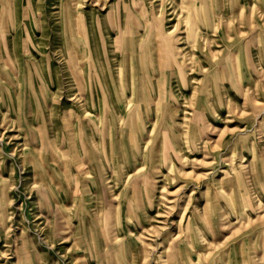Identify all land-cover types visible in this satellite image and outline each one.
<instances>
[{
    "label": "rangeland",
    "instance_id": "rangeland-1",
    "mask_svg": "<svg viewBox=\"0 0 264 264\" xmlns=\"http://www.w3.org/2000/svg\"><path fill=\"white\" fill-rule=\"evenodd\" d=\"M127 39L173 56L148 92ZM29 66L55 160L81 136L68 223L7 117ZM0 87V264H264V0H0Z\"/></svg>",
    "mask_w": 264,
    "mask_h": 264
},
{
    "label": "crops",
    "instance_id": "crops-1",
    "mask_svg": "<svg viewBox=\"0 0 264 264\" xmlns=\"http://www.w3.org/2000/svg\"><path fill=\"white\" fill-rule=\"evenodd\" d=\"M155 21H157V19H155ZM129 40L128 39L126 40L128 44V48L123 50L124 56L136 57L138 60H140L142 57L151 58L152 65L148 66V74H146V76L148 77V80L145 81V83L147 84H145V88L142 89L148 92V90L155 88L153 87V85L149 87L148 83H149L150 77L152 75L155 76L156 72H161L162 70L170 68L171 67L170 65L172 63L170 64L167 62H168V59L173 56H171V53L168 52L169 49H167V46H165L164 43H161L162 41L160 40L154 39L155 43L153 42L154 44L152 45L150 50L146 48L145 50H143V47H142L141 51L138 50L139 45L143 44L144 46L149 40L139 42L134 48H131L132 42L130 43ZM156 41H158V43ZM159 46L161 47V49H164V47L165 49L160 50L158 48ZM140 52H143V53L146 52L147 54L140 55ZM139 64L141 65V61L139 62ZM140 69H141V66H140ZM18 73H21V72L18 71ZM22 73L25 74V76H22L20 80L18 78L19 81H17L14 84V89H13L14 97H17L18 95L21 96L20 108L17 106V103H16L13 114H10V115L8 114L7 117L12 116L16 122L19 121L22 123L23 138L27 140V146H26L27 148L24 149L23 153L27 157L29 164L32 170L34 171V174L37 177V179H39L42 184L47 186V189L50 192L52 198L53 199L54 197L56 198V203H57L56 218H57V215L66 217L67 219L66 222L68 223L69 221H71L70 220L71 215L68 213H65L64 208L66 209V207L68 206V205L65 206V204L68 202L74 203V196L76 197L78 196L79 197V210L77 212V215L80 216L78 214L80 212L84 214V212L82 211V208H83V204L85 203V199H84L85 193L91 190L89 186H87V189H86L84 184L80 183L79 193H77V190L75 189V187L72 188L70 186L71 182L73 181V177L71 175L73 171L72 169L78 167L76 160L79 163V158H81L80 152H82L81 151L82 149L78 148L79 144L77 145L78 143L77 138L80 139L81 136L79 137L77 132L76 133L73 132L72 138H74V141L73 140L71 141V146L69 147L67 151V156L64 153L62 154L63 158H61L60 156L59 160H55L54 158L55 153L52 147L53 142L49 141L47 138L48 118H47V111L45 109V106L47 103V97H46L47 83L44 82L45 80L44 81L42 80L44 79V77L43 78L40 77V79L38 80V78L34 76L35 72L33 71V67L31 66L27 67V70H25ZM39 75H42L41 71H39ZM155 83L157 87V84H159V81L156 80ZM157 88L159 89L162 87L159 86ZM0 95L4 97L5 88L0 87ZM142 99H144L145 105H147V102H148L147 100H149V97L145 94V98H142ZM14 100L16 99L14 98ZM7 117L3 118L2 121H6ZM61 127H64L63 119H61ZM93 131L95 132L94 136H97V131L100 133L105 132V131H100L99 129L97 131L96 130H93ZM33 137L35 138L34 141H32ZM75 143L76 145H74ZM80 143L82 145V142ZM162 147L164 148V146ZM100 150H101V154L103 155L102 156L103 165L105 166V168H109V170L111 168L115 170L116 169L122 170V168L124 169L129 168L127 165H124L122 161L119 163L117 162L116 163L117 166L116 164L112 166V162H114L115 160L114 159L112 160V158L111 160L109 159V155L111 157L112 151L109 146L107 147L106 141L103 143ZM34 161L37 163V165L40 164V167L38 166L39 168L33 167ZM82 178H83L82 180L84 181L87 179L86 177L84 178V176H82ZM52 185L54 189L51 188ZM2 189H4V185L0 184V206H2L3 209H5V207H7V197H6V193L1 192ZM86 196H87V193H86ZM239 199H240L239 208H241L243 201L241 197ZM122 212H123V209L120 211V215L123 214ZM81 217H84V215ZM83 228H84V225L82 224L81 229ZM53 229H63V227H60L58 222H54ZM103 229H106V228L104 227ZM195 230L196 229H191V232H190L192 242L195 241V235H196ZM198 230H200L199 234L201 238H203L201 229H198ZM193 232L195 234H193ZM194 248L196 247L194 246ZM171 264H174V263H171Z\"/></svg>",
    "mask_w": 264,
    "mask_h": 264
},
{
    "label": "bare ground",
    "instance_id": "bare-ground-1",
    "mask_svg": "<svg viewBox=\"0 0 264 264\" xmlns=\"http://www.w3.org/2000/svg\"><path fill=\"white\" fill-rule=\"evenodd\" d=\"M7 53H8V52H6V54H7ZM7 57H9L8 54H7ZM172 60H173V59H172ZM2 61L5 62V59L3 58ZM223 69H224V68H223ZM143 98H145V97H143ZM102 130H105V128L102 129ZM136 186H137V185H136ZM135 193H136V192H135ZM139 197H140V195H139ZM43 198H44V197H43ZM139 200H141V199H139ZM131 202H132V201H131ZM127 208H128V207H127ZM22 240H23V239H22ZM27 241H28V240H27ZM93 242H94V241H93ZM108 243H109V242H108ZM22 244H24V243L22 242ZM25 244H26V242H25ZM105 244H106V243H105ZM31 245H32V244H31ZM93 247H94V246H93ZM22 248H24V247H22ZM29 248H30V247H29ZM22 250H23V249H22ZM93 250H94V249H93ZM27 256H28V255H27ZM19 257H20V256H19ZM21 257H22V256H21ZM141 257H142V256H141ZM167 258H168V257H167ZM19 259H20V258H19Z\"/></svg>",
    "mask_w": 264,
    "mask_h": 264
}]
</instances>
